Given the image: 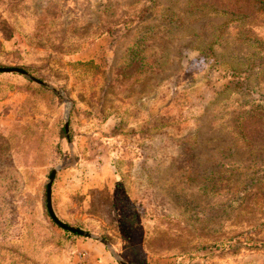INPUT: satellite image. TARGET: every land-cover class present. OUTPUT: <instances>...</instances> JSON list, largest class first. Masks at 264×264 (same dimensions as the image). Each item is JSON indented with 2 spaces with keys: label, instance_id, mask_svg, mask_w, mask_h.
Returning <instances> with one entry per match:
<instances>
[{
  "label": "rangeland",
  "instance_id": "rangeland-1",
  "mask_svg": "<svg viewBox=\"0 0 264 264\" xmlns=\"http://www.w3.org/2000/svg\"><path fill=\"white\" fill-rule=\"evenodd\" d=\"M0 67V264H122L60 162L129 264H264V0H0Z\"/></svg>",
  "mask_w": 264,
  "mask_h": 264
},
{
  "label": "water",
  "instance_id": "water-1",
  "mask_svg": "<svg viewBox=\"0 0 264 264\" xmlns=\"http://www.w3.org/2000/svg\"><path fill=\"white\" fill-rule=\"evenodd\" d=\"M0 72L21 73L26 78H28V79L36 82V83H39L41 85L47 86V87L53 89L54 91H56L58 94H60L59 90L56 87H54L52 84L36 78L35 76L31 75L28 71H26V70H24L22 68H18V67H12V68H10V67H0ZM65 129H66V134L69 137V135H70V132H69V118H67L65 120ZM71 149H72L73 152L75 151V148L72 145H71ZM64 167L65 166H64L63 162H60L59 164H57L52 169V171L50 173V176H49V179H48V183H47V206H48L49 213H50L51 217L53 218V220L65 230L71 231L73 233H76V234H79V235H82V236H85V237H89V238L95 239V240L103 243L109 249V251L111 252V254L114 256V258L117 261H119L122 264H129L126 260H124L123 258H121L119 256V254L112 248L111 243L106 238H104V237H102L100 235L91 233V232H87V231L83 230L82 228H80L78 226L69 225V224L63 222L62 220H60L58 218V216L55 213L54 207H53L52 188H53V184H54V180H55L56 174L61 169H63Z\"/></svg>",
  "mask_w": 264,
  "mask_h": 264
},
{
  "label": "crops",
  "instance_id": "crops-1",
  "mask_svg": "<svg viewBox=\"0 0 264 264\" xmlns=\"http://www.w3.org/2000/svg\"><path fill=\"white\" fill-rule=\"evenodd\" d=\"M88 247H90V249L94 252H89V256H93L94 259L92 260H96V262H94L95 264H97L99 262L98 257L100 256V258L102 259L103 262H101V264H104L105 262H108V258H107V253H106V248L104 246L101 245H92V244H87Z\"/></svg>",
  "mask_w": 264,
  "mask_h": 264
},
{
  "label": "trees",
  "instance_id": "trees-1",
  "mask_svg": "<svg viewBox=\"0 0 264 264\" xmlns=\"http://www.w3.org/2000/svg\"><path fill=\"white\" fill-rule=\"evenodd\" d=\"M251 15H252V14H250V13H249V14H248V13H247V14H246V13H242V14H241V16H244V17H250ZM32 74L35 75L34 73H32ZM35 76L38 77L39 79H42V80L44 79L43 77H41V76H39V75H35ZM29 82H30V81H29ZM88 231H91V230L88 229ZM65 232H66L68 235H69V234H70V235H77V234L72 233V232H70V231H65Z\"/></svg>",
  "mask_w": 264,
  "mask_h": 264
}]
</instances>
